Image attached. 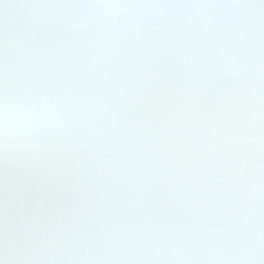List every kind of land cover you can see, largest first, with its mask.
Returning a JSON list of instances; mask_svg holds the SVG:
<instances>
[{
  "label": "clouds",
  "instance_id": "clouds-1",
  "mask_svg": "<svg viewBox=\"0 0 264 264\" xmlns=\"http://www.w3.org/2000/svg\"><path fill=\"white\" fill-rule=\"evenodd\" d=\"M0 264H264V0H0Z\"/></svg>",
  "mask_w": 264,
  "mask_h": 264
}]
</instances>
